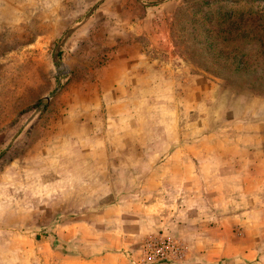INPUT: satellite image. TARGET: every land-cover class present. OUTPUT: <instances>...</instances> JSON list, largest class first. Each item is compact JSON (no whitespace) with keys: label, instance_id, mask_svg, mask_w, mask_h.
Listing matches in <instances>:
<instances>
[{"label":"rangeland","instance_id":"obj_1","mask_svg":"<svg viewBox=\"0 0 264 264\" xmlns=\"http://www.w3.org/2000/svg\"><path fill=\"white\" fill-rule=\"evenodd\" d=\"M118 54L136 64L131 86L139 69L153 76L149 91L131 89L125 123L109 119L104 94ZM167 137V149L199 143L209 156L264 150V0H0V264H99L101 190L81 156H129L146 138L162 151ZM155 237L180 240L185 255L151 260L145 245ZM188 241L160 229L124 256L264 264V247L213 262Z\"/></svg>","mask_w":264,"mask_h":264},{"label":"crops","instance_id":"obj_2","mask_svg":"<svg viewBox=\"0 0 264 264\" xmlns=\"http://www.w3.org/2000/svg\"><path fill=\"white\" fill-rule=\"evenodd\" d=\"M121 56L107 64L110 86L104 94L109 119L125 123L130 120L128 110L137 102L130 95L149 91L153 76L148 69H139L140 81L131 86L129 77H136V64L128 65L127 56ZM171 141L167 137L162 151L153 150L146 138V144L130 150L129 156L108 149L106 154L85 150L81 156L85 163L80 170L94 176L98 184L87 186L101 190L94 203L101 207L100 215H94L106 230L99 264H127L124 253L160 229L191 240L201 260L214 262L226 254L249 258L262 252L264 243L253 244V238L264 239V150L240 152L236 147L209 156L199 143L194 149L181 143V148L167 149ZM126 158L130 160L124 163L121 159ZM247 196L252 200L247 201ZM91 203L87 200L85 205ZM87 259L74 263L93 264Z\"/></svg>","mask_w":264,"mask_h":264},{"label":"built area","instance_id":"obj_3","mask_svg":"<svg viewBox=\"0 0 264 264\" xmlns=\"http://www.w3.org/2000/svg\"><path fill=\"white\" fill-rule=\"evenodd\" d=\"M145 253L153 261L177 258L185 255V246L180 240L155 237L146 242Z\"/></svg>","mask_w":264,"mask_h":264}]
</instances>
